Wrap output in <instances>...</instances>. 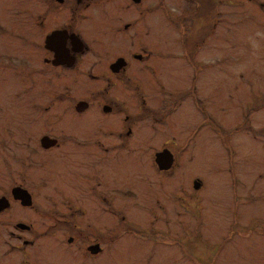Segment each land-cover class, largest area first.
<instances>
[{
  "label": "flooded vegetation",
  "instance_id": "af4514ba",
  "mask_svg": "<svg viewBox=\"0 0 264 264\" xmlns=\"http://www.w3.org/2000/svg\"><path fill=\"white\" fill-rule=\"evenodd\" d=\"M169 1L0 0V264H122L128 236L170 246L166 229L154 222L140 228L148 222L134 221L133 212L151 210L154 183L185 177L179 153L188 144L176 134L174 113L188 104L200 117L212 100L218 105L214 78H203L201 68L224 62L223 49L200 58L205 27L217 34L222 16L228 21L235 4L245 5L246 31L257 33L246 39L249 68L264 60V0H183L173 24L179 60L171 58L170 24L177 21ZM253 84L247 80L246 167L255 177L258 163L264 178V121L250 116L264 117V81L258 96ZM201 127L194 123L188 143ZM162 152L167 168L157 161ZM191 186L206 188L199 177ZM195 192L182 190L198 202ZM215 216L211 226L221 233L226 227ZM254 217L246 214V239L264 237V229L250 230ZM256 221L264 228V218Z\"/></svg>",
  "mask_w": 264,
  "mask_h": 264
},
{
  "label": "rangeland",
  "instance_id": "374dc122",
  "mask_svg": "<svg viewBox=\"0 0 264 264\" xmlns=\"http://www.w3.org/2000/svg\"><path fill=\"white\" fill-rule=\"evenodd\" d=\"M168 5L171 19L177 21H171L170 24L171 58L179 60L182 57L178 49L180 48L177 38L179 33L177 28L174 29L173 24L179 25L178 15L182 9L183 0H170ZM155 9L156 13L162 11L161 6ZM233 9L228 16L230 18L228 21L225 16H222V21H218L217 34H209L212 27L209 23L205 27L207 29L203 31L204 43L200 58H207V53L210 56V51L204 52L206 49L214 47L223 49L220 50L223 54L219 58H224V62L214 69L208 70L206 66L201 68L203 78L206 76L214 78L212 93L215 95L213 97H217L218 105L216 106L217 102L212 100L211 112L197 117L198 115L187 104L172 116L171 121L179 124L177 127L180 131L176 133L177 136L183 135L185 141L182 144H188L179 153L183 169L184 164L186 165L185 177L179 175L177 177H180L179 180L168 177L164 179L163 184L161 181L159 185L154 183L152 185L154 189L151 191L154 202L151 204V210L142 213L136 208L133 212L134 221L138 218L141 222H148L143 227H140V224L135 226L146 230L148 228L146 225L149 226L151 222H154V229L159 226L166 229V234L171 239L170 246L146 242L137 236L125 237V240L126 238L129 240L121 246L122 264H128L129 258L134 264H264V237L246 239V214L249 212L255 216L250 230L260 233L264 229L256 223L257 219L264 218V178L260 177L256 162L255 177L247 171L246 129H243L246 127V112L250 109V104L246 100L247 80L254 83L252 95L258 96L256 92L259 90L262 92L264 89L260 84L264 81V70H259L258 64H264V60L260 62L254 59L252 65L247 67L246 39L248 41L249 36H257V33L246 31V24L247 27L251 26L250 22H246V6L235 4ZM227 28L229 30L232 28L233 31L228 36ZM163 31L165 32V29ZM215 37L219 38L217 45L213 43ZM228 55L231 57L225 60ZM173 65L180 66L182 62L173 63L172 67ZM181 68L184 69L182 66ZM61 87L65 88L63 85ZM209 115L215 117L218 127L212 123L214 119H209ZM251 115L254 123L264 121L261 113L251 111ZM199 121L202 123L201 131L188 143V136L196 133L193 128L194 123ZM222 126L230 129L222 131L219 129ZM237 126L242 129L234 130ZM261 164L259 169L264 171V162ZM198 177L201 178L203 185L205 183L206 188L196 193L191 185ZM183 189L187 193L195 192L199 201H191L190 195L182 194ZM179 196L183 197L180 200L181 203L176 198ZM139 197L147 199L148 191L144 190ZM196 204L199 205L196 206ZM197 207H200L202 212ZM215 213L220 215L219 222L226 227L225 229L224 226L222 227L221 233L211 226ZM162 217L168 221L159 220ZM201 217H203L202 233L207 234L212 240H209L211 243L208 245L203 244L204 237L200 235L201 230L197 228ZM215 217L218 219L217 216ZM232 221L234 225L228 231V223ZM228 234L229 237H227ZM178 236H182L180 240H176ZM222 238L224 239L219 243ZM223 241H225L224 244ZM214 242L218 243L213 244ZM179 243L184 249H180Z\"/></svg>",
  "mask_w": 264,
  "mask_h": 264
},
{
  "label": "water",
  "instance_id": "95a60500",
  "mask_svg": "<svg viewBox=\"0 0 264 264\" xmlns=\"http://www.w3.org/2000/svg\"><path fill=\"white\" fill-rule=\"evenodd\" d=\"M166 153L167 152H162V153H160V154H158V158H157V161H159V163L161 164V162H163L164 160H165V158H166ZM169 154V153H168ZM167 158H169V160H170V162H171V159H172V157H168L167 156ZM162 165V168H167V167H163V166H165V165H163V164H161Z\"/></svg>",
  "mask_w": 264,
  "mask_h": 264
}]
</instances>
